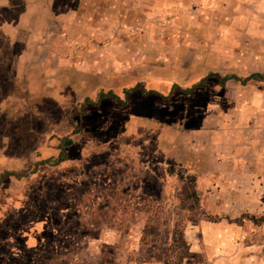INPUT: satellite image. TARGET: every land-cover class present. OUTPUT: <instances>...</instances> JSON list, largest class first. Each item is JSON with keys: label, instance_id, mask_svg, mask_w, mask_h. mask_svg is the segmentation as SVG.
Segmentation results:
<instances>
[{"label": "rangeland", "instance_id": "obj_1", "mask_svg": "<svg viewBox=\"0 0 264 264\" xmlns=\"http://www.w3.org/2000/svg\"><path fill=\"white\" fill-rule=\"evenodd\" d=\"M80 13L71 76L0 61V264H264V80L221 81L264 74V0Z\"/></svg>", "mask_w": 264, "mask_h": 264}, {"label": "crops", "instance_id": "obj_2", "mask_svg": "<svg viewBox=\"0 0 264 264\" xmlns=\"http://www.w3.org/2000/svg\"><path fill=\"white\" fill-rule=\"evenodd\" d=\"M84 1L87 2L65 0L62 4L59 0H0V61H6L4 76L15 78L19 87L23 88L27 80L28 89L42 91L46 87L40 78L66 77L78 71L71 65L73 37L90 22L89 13L80 17ZM4 53H8L5 58Z\"/></svg>", "mask_w": 264, "mask_h": 264}, {"label": "trees", "instance_id": "obj_3", "mask_svg": "<svg viewBox=\"0 0 264 264\" xmlns=\"http://www.w3.org/2000/svg\"><path fill=\"white\" fill-rule=\"evenodd\" d=\"M230 78H235V79L241 80V81H243V83H245V82H248V80H250L252 78L259 79V80H264V74H261V73H253V74H251L250 76H248V77H246L244 79L238 78V76H236V75L225 76L224 78H222L221 81H222V83H225ZM198 85H203V82H200ZM193 88H195V87H191V88L186 89V92L192 91ZM68 145H71V142H68Z\"/></svg>", "mask_w": 264, "mask_h": 264}, {"label": "flooded vegetation", "instance_id": "obj_4", "mask_svg": "<svg viewBox=\"0 0 264 264\" xmlns=\"http://www.w3.org/2000/svg\"><path fill=\"white\" fill-rule=\"evenodd\" d=\"M1 183V182H0ZM15 202H18V203H21V202H24L23 200L22 201H15ZM25 203V202H24ZM4 205H6V204H4ZM49 215L47 214V217H45L46 219H44V222L46 221V220H50V218L48 217ZM52 221V220H51ZM31 227L32 226H29V228L31 229ZM32 230V229H31ZM40 233V232H39ZM27 234H29V232L27 233ZM36 233H33V235H35ZM42 234V233H41ZM41 236V235H40ZM40 236H38L39 238H40ZM42 237V236H41ZM8 242V241H7ZM10 242V241H9ZM66 242V241H65ZM69 241H67V243H68ZM23 243H24V240H23ZM45 244V243H44ZM7 247H8V245H7Z\"/></svg>", "mask_w": 264, "mask_h": 264}]
</instances>
